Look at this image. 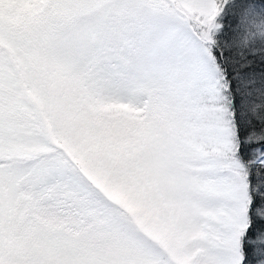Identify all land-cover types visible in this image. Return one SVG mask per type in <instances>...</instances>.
I'll list each match as a JSON object with an SVG mask.
<instances>
[{"label":"snow or ice","instance_id":"6c2138e0","mask_svg":"<svg viewBox=\"0 0 264 264\" xmlns=\"http://www.w3.org/2000/svg\"><path fill=\"white\" fill-rule=\"evenodd\" d=\"M0 264H264V0H0Z\"/></svg>","mask_w":264,"mask_h":264}]
</instances>
